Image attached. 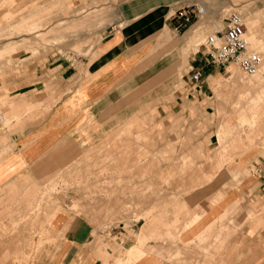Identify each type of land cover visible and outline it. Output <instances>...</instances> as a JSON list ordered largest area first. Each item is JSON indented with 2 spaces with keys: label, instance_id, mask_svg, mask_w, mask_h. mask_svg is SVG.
<instances>
[{
  "label": "rangeland",
  "instance_id": "374dc122",
  "mask_svg": "<svg viewBox=\"0 0 264 264\" xmlns=\"http://www.w3.org/2000/svg\"><path fill=\"white\" fill-rule=\"evenodd\" d=\"M217 2L202 0L201 4L208 7L207 12L220 9V19L232 10L241 12L249 36L256 34L264 43V0H233L232 5L220 8ZM106 7L90 6L86 0H0V50H7L0 56V78L22 64L23 54L43 55L46 51L39 48L50 43L65 52L73 42L72 50L86 54L79 48L81 43L76 44L94 22L101 27L107 22L104 17L111 8ZM204 14H200L201 36L189 43L184 34L190 27L176 33L175 40L183 42L178 51L183 55L182 66L181 61L170 66V75L162 81H138L134 113L122 115L125 123L121 129L109 132L101 144L86 148L73 164L72 179L67 181L72 194L61 198L50 194L21 196L31 201L23 207L14 206L19 210H9L8 217L0 218V264L51 262L60 243L47 222L53 202L59 204L63 199L68 211L94 224V245L107 247L104 242H117L111 248L122 255L141 243L138 235L144 226L147 232L142 245L148 252L167 254L169 264H190L197 254L217 256L212 258L217 261L226 254L238 232L236 221L258 203L238 201L240 196L232 200L227 194L260 184L264 69L248 76L232 63L228 70L207 74L203 99L183 105L181 112L179 108L173 111L171 103L188 79L194 53L204 56V63L207 54L202 44L213 30L222 28L216 20L217 26L207 30ZM81 19L85 21L82 25L71 26ZM233 69L240 73L235 80L231 78ZM233 135L239 139L234 140ZM166 147L171 151L165 153ZM60 183L65 187L60 180L59 190ZM198 186L208 189L193 191ZM194 194L199 195L189 202ZM209 205L221 208L211 228L199 236L183 234V225L195 213L204 215ZM260 216L253 210L244 221L252 223ZM125 229L127 233L119 239V231ZM194 239L201 242L200 253L193 250L198 243ZM185 244L193 247L189 253L194 259L183 252ZM177 249L181 251L175 252Z\"/></svg>",
  "mask_w": 264,
  "mask_h": 264
},
{
  "label": "crops",
  "instance_id": "0c3cea01",
  "mask_svg": "<svg viewBox=\"0 0 264 264\" xmlns=\"http://www.w3.org/2000/svg\"><path fill=\"white\" fill-rule=\"evenodd\" d=\"M86 2L90 6L107 5L106 8H111L104 17L107 22L102 27L94 22L90 31L83 33L81 41L77 42L76 45L81 43L79 48L86 54L72 50L73 42L65 52L56 43H50L45 49L39 48L46 51L43 55L23 54L22 64L0 78L2 219L9 216V210H19L14 206L22 204L23 207L31 201L21 196L50 194L61 198L71 195L72 189L67 187V181L72 179L73 164L86 148L101 144L109 132L120 130L125 123L121 121L122 115L136 110L138 81H162L170 75V66L180 61L182 66L183 55L179 53L183 42L175 40L178 19L174 15L177 10L193 6L194 24L184 34L189 43L202 35V12L206 14L207 30L217 26L218 20L223 27L227 16L220 19V9L217 8L207 12L208 7L201 4L202 0ZM228 4L232 5L233 0H218L216 5L220 8ZM84 22L83 19L76 20L71 26H80ZM248 37L254 50H264V43L256 34H248ZM65 45L69 46V43ZM4 52L7 50H0V56ZM198 53H194L189 71L193 67L205 66L207 77L221 72V67L207 64L206 58L203 63L204 56ZM262 69L264 65L260 71ZM239 74L238 69H233L231 78L235 80ZM175 93L170 107L173 111L179 108V112L183 105L199 102L204 97L203 89L191 86L189 76ZM236 138L239 139L233 135V139ZM169 151L166 147L165 153ZM259 178L257 187H244L239 192L227 194L232 200L240 196L238 201L258 200V203L248 207V211L242 214L243 218L236 221L238 232L226 254L217 261L212 260L214 255L207 254H197V258L191 260L195 255L191 257L193 253L189 252L200 253L202 246L200 240L194 239L198 242L196 247L188 246L189 242L183 251L191 254L188 258L193 263L190 264H264V163L260 166ZM60 180L65 183V187L60 183L61 190L57 186ZM207 189L198 186L193 191ZM197 195L190 196L189 202H194ZM54 203L49 210L47 225L54 228V237L60 244L49 264H169L167 254L160 256L148 252L142 245L147 227L144 226L138 235L141 243L133 245L122 255L111 248L117 242H104L107 247L94 245V224L68 211L64 199L59 204ZM207 210L204 215L195 213L191 221L183 225V234L193 237L206 232V228L216 221L221 208L209 205ZM253 210L261 216L252 223H246L244 219ZM126 233V229L119 231L118 238ZM178 251L181 250L175 252ZM214 257L216 259L217 256Z\"/></svg>",
  "mask_w": 264,
  "mask_h": 264
},
{
  "label": "built area",
  "instance_id": "2783aa9c",
  "mask_svg": "<svg viewBox=\"0 0 264 264\" xmlns=\"http://www.w3.org/2000/svg\"><path fill=\"white\" fill-rule=\"evenodd\" d=\"M174 17L178 19L176 30L181 32L194 24L193 6H184L177 10ZM248 29L241 12L232 10L225 24L219 30L209 34L202 44L206 50V63L228 69L234 63L248 76L255 75L264 62V55L253 50L248 38ZM206 78L205 66L193 67L189 71V83L194 89H202ZM111 229H115L112 228Z\"/></svg>",
  "mask_w": 264,
  "mask_h": 264
},
{
  "label": "bare ground",
  "instance_id": "6f19581e",
  "mask_svg": "<svg viewBox=\"0 0 264 264\" xmlns=\"http://www.w3.org/2000/svg\"><path fill=\"white\" fill-rule=\"evenodd\" d=\"M247 34H248V33H247ZM248 38H249V37H248ZM249 41H250V40H249ZM250 44H251V42H250ZM253 50H254V49H253ZM256 51H260V50H256ZM260 52H262V51H260ZM262 53H263V52H262ZM263 55H264V53H263ZM263 64H264V62H263ZM262 66H263V65H262ZM230 68H231V66L228 67V69H230ZM261 68H262V67H261ZM261 68H260V69H261ZM228 69H227V70H228ZM260 69L258 70V72L260 71ZM258 72H257V73H258ZM254 76H255V75H254Z\"/></svg>",
  "mask_w": 264,
  "mask_h": 264
}]
</instances>
